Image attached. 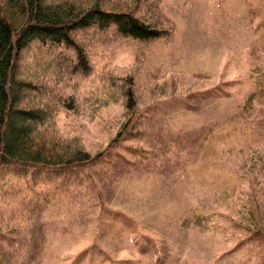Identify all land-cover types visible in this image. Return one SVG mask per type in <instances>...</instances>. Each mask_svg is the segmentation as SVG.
Here are the masks:
<instances>
[{"label": "rangeland", "instance_id": "rangeland-1", "mask_svg": "<svg viewBox=\"0 0 264 264\" xmlns=\"http://www.w3.org/2000/svg\"><path fill=\"white\" fill-rule=\"evenodd\" d=\"M61 1L42 8L80 9ZM100 1L164 34L77 30L86 69L74 48L23 51L14 108L93 160L0 168V264H264V0Z\"/></svg>", "mask_w": 264, "mask_h": 264}, {"label": "trees", "instance_id": "trees-1", "mask_svg": "<svg viewBox=\"0 0 264 264\" xmlns=\"http://www.w3.org/2000/svg\"><path fill=\"white\" fill-rule=\"evenodd\" d=\"M42 1L6 0L8 9L0 4V168L30 167L36 172L93 160L77 146L70 151L53 148L45 140L41 141L36 128L39 111L14 108L20 99L19 89L26 87L16 79V63L31 42L38 41L58 49L74 48L77 59L74 69L81 66L86 69V55L72 38L77 30L91 26L105 29L114 25L118 34L140 40L155 39L164 34L132 12L104 10L100 0L85 1L83 6L80 3L84 1H61L80 7L79 11L67 17L46 14ZM129 99L133 102L132 97ZM127 108L131 109L133 105L129 104ZM12 118L21 123L12 122ZM121 138L119 132L112 143L117 144Z\"/></svg>", "mask_w": 264, "mask_h": 264}]
</instances>
